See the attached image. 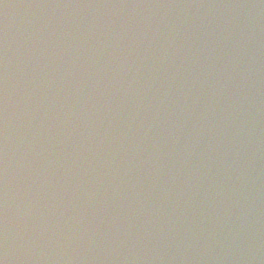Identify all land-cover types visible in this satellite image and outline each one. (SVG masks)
<instances>
[{
  "label": "water",
  "instance_id": "obj_1",
  "mask_svg": "<svg viewBox=\"0 0 264 264\" xmlns=\"http://www.w3.org/2000/svg\"><path fill=\"white\" fill-rule=\"evenodd\" d=\"M3 264H264V0H0Z\"/></svg>",
  "mask_w": 264,
  "mask_h": 264
},
{
  "label": "clouds",
  "instance_id": "obj_2",
  "mask_svg": "<svg viewBox=\"0 0 264 264\" xmlns=\"http://www.w3.org/2000/svg\"><path fill=\"white\" fill-rule=\"evenodd\" d=\"M0 264H3V262H2V261H0Z\"/></svg>",
  "mask_w": 264,
  "mask_h": 264
}]
</instances>
